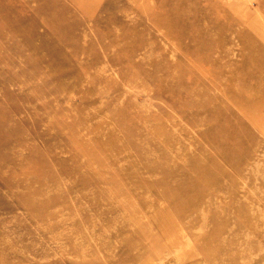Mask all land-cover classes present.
I'll return each instance as SVG.
<instances>
[{
	"label": "rangeland",
	"instance_id": "obj_1",
	"mask_svg": "<svg viewBox=\"0 0 264 264\" xmlns=\"http://www.w3.org/2000/svg\"><path fill=\"white\" fill-rule=\"evenodd\" d=\"M0 264H264V0H0Z\"/></svg>",
	"mask_w": 264,
	"mask_h": 264
}]
</instances>
